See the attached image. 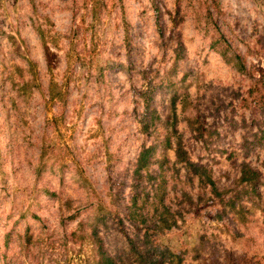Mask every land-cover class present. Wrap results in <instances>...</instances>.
Returning <instances> with one entry per match:
<instances>
[{"label": "rangeland", "instance_id": "374dc122", "mask_svg": "<svg viewBox=\"0 0 264 264\" xmlns=\"http://www.w3.org/2000/svg\"><path fill=\"white\" fill-rule=\"evenodd\" d=\"M219 1L221 30L257 78L264 0ZM179 4L0 0V264H96L90 224L82 232L80 223L109 211L118 184L131 193L142 146L164 133L182 139L218 185L244 159L263 184L257 205L226 216L173 165V149L159 146L141 180L154 170L172 177L164 208L176 221L162 223L163 264H264V146L247 156L242 149L257 123L264 129V98L256 101L254 78L210 46L204 0ZM188 120L206 127L204 138H194ZM162 210L150 206L149 217L158 223ZM99 236L123 264H150L144 232L138 255L116 226Z\"/></svg>", "mask_w": 264, "mask_h": 264}, {"label": "trees", "instance_id": "16d2710c", "mask_svg": "<svg viewBox=\"0 0 264 264\" xmlns=\"http://www.w3.org/2000/svg\"><path fill=\"white\" fill-rule=\"evenodd\" d=\"M177 7H180V0H176ZM206 3L205 12L203 14L204 28L207 33L210 34V46L228 62L236 66L237 71L242 74H249L246 68L243 56L233 49L230 42L225 37L221 30L220 22H222L223 11L221 9L219 0H204ZM177 8V9H178ZM157 24L158 19H157ZM129 36V31H125ZM127 40V37H126ZM257 78L254 74L247 75L250 80H253L255 87L254 99L256 101H262L264 98V66L256 69ZM254 89V87H253ZM251 89V91H254ZM150 100V99H149ZM147 100L145 104L144 117L150 116V101ZM151 120L150 124H154L155 121ZM146 125V129L154 125ZM188 125L192 129L194 138L200 140L204 138L206 127L201 125H193L188 120ZM150 134V133H149ZM254 139L249 141L245 139L242 143V149L247 156L251 149L256 146H264V129L257 123V130L253 133ZM161 146L163 151L168 148L174 151L173 165H179L185 168L187 172H190L192 179L196 178L197 186L211 196L215 204L220 205L219 213L228 216L229 212L233 215L239 214L243 216L245 213L244 208L251 203V206L257 205L261 201V186L262 176L261 171L250 165L247 160H242L238 163L237 176L228 184L218 185L215 179L212 177V171L199 162H193L190 154L188 153L185 144L182 139H173L171 134H161L153 140L151 145L142 146L138 158L134 165V185L131 193L125 197L121 191L122 187H114L109 193V211L93 212L87 215L86 219L81 222L84 232L86 229L84 226L89 225V237L92 240V248L95 251L96 264H123L121 261V254L118 251H111L109 246L103 242V237L99 236V232L109 231L112 227L116 226L127 239L129 250L138 255V237L140 232H144L152 241V246L148 249V260L150 264H163L165 259L163 257V251L161 250V243L159 240L160 230L164 225L163 222L176 221L173 212H169L165 207V194L168 195L167 187L172 182L171 175L163 173L162 171L156 172L155 177H147L142 183V169L146 168V176L150 172L146 165L150 163V159L154 156L155 150ZM165 160V157L163 158ZM158 176V178H156ZM155 180V181H154ZM175 184V183H174ZM173 184V185H174ZM153 208L154 212H159V208L163 207L158 215V223L155 219L149 217V208ZM168 227V226H165ZM74 234V231L72 232ZM14 261L7 260L5 264H12ZM15 264V263H14Z\"/></svg>", "mask_w": 264, "mask_h": 264}]
</instances>
